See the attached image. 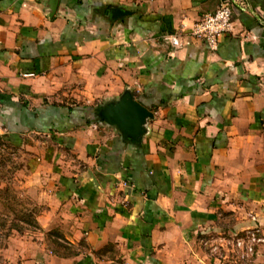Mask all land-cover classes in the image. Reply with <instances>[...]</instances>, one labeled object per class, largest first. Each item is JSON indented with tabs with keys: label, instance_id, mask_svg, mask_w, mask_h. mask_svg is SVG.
<instances>
[{
	"label": "crops",
	"instance_id": "crops-1",
	"mask_svg": "<svg viewBox=\"0 0 264 264\" xmlns=\"http://www.w3.org/2000/svg\"><path fill=\"white\" fill-rule=\"evenodd\" d=\"M53 1L0 0V142L40 206L0 264H264L230 250L264 238V0L215 48L190 29L225 0ZM126 92L139 133L101 116Z\"/></svg>",
	"mask_w": 264,
	"mask_h": 264
},
{
	"label": "rangeland",
	"instance_id": "rangeland-1",
	"mask_svg": "<svg viewBox=\"0 0 264 264\" xmlns=\"http://www.w3.org/2000/svg\"><path fill=\"white\" fill-rule=\"evenodd\" d=\"M31 154L25 148L11 147L0 142V253L8 245L12 235L19 239L25 234L36 236L39 233L37 214L40 206L27 189L23 188V181L29 175L28 159ZM47 237L53 247H64L59 249L62 254L74 255L84 249L83 246L71 247L64 241L58 242L51 234ZM231 254L234 255L232 252Z\"/></svg>",
	"mask_w": 264,
	"mask_h": 264
},
{
	"label": "built area",
	"instance_id": "built-area-1",
	"mask_svg": "<svg viewBox=\"0 0 264 264\" xmlns=\"http://www.w3.org/2000/svg\"><path fill=\"white\" fill-rule=\"evenodd\" d=\"M235 6L246 9L248 4L246 0L221 2L214 12L204 14L194 23L190 29V34L203 39L212 48L217 47L224 35L234 32L233 14ZM164 39L174 46L181 44L176 35H166ZM263 240L264 238L259 235L258 228L249 229L245 234L235 237L232 241L231 252L234 253L235 258L241 262H246L254 256L257 244Z\"/></svg>",
	"mask_w": 264,
	"mask_h": 264
},
{
	"label": "water",
	"instance_id": "water-1",
	"mask_svg": "<svg viewBox=\"0 0 264 264\" xmlns=\"http://www.w3.org/2000/svg\"><path fill=\"white\" fill-rule=\"evenodd\" d=\"M56 4V0H54L53 10H55ZM151 115L152 112L136 100L130 92H126L117 103L108 105L101 113L104 120L120 124L123 129L134 133L141 131L147 117Z\"/></svg>",
	"mask_w": 264,
	"mask_h": 264
},
{
	"label": "trees",
	"instance_id": "trees-1",
	"mask_svg": "<svg viewBox=\"0 0 264 264\" xmlns=\"http://www.w3.org/2000/svg\"><path fill=\"white\" fill-rule=\"evenodd\" d=\"M60 244V243H59Z\"/></svg>",
	"mask_w": 264,
	"mask_h": 264
}]
</instances>
